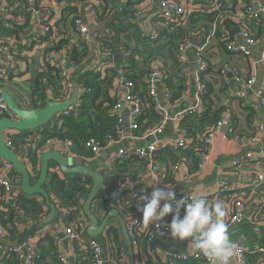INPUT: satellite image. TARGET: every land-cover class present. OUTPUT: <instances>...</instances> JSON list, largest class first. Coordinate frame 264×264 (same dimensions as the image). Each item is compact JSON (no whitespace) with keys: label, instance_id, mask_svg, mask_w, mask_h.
<instances>
[{"label":"trees","instance_id":"obj_1","mask_svg":"<svg viewBox=\"0 0 264 264\" xmlns=\"http://www.w3.org/2000/svg\"><path fill=\"white\" fill-rule=\"evenodd\" d=\"M7 1L12 3L14 0ZM80 1L85 6L88 4L86 2H92L93 0ZM202 3L203 6H198ZM206 3L207 0H194L191 2V13L187 19V24H184L181 18L171 17L168 20H164L161 16H155V21L162 25L161 42H156L151 40L149 35L146 34L144 26L133 17L136 6L146 4V0H126L125 3L123 2L124 11L117 14V22L114 19H110L112 16L110 1L100 0L101 9L97 10V17L106 20V22L109 21L108 27L111 31V37L99 36V42L103 49L109 48L115 55H123L122 61L116 62L114 58H105L102 60L105 65L113 64V66H108L104 72L100 73L94 68L88 69L86 67L75 74L74 79L78 83L80 95L79 102L73 106V111L68 115L61 116L60 119H53L34 131H19L9 134V147L17 153L20 152V158L27 155V161L34 168L39 162V150L44 148L48 142L54 140H71L73 153L82 159L91 160L93 153L85 146L86 140L97 138L105 142L109 137L118 138L120 125L117 117L118 111L114 109V105L117 103V94H119L117 85L122 77L133 82L134 88L131 96L140 99L143 104L142 116L137 121L134 133L138 136L146 134L159 124L162 116L157 107L158 101L154 96H151L147 87L146 77L151 73L153 65H159L163 73L169 76L163 82L164 86L170 90L169 103L172 106L182 104L185 101V96L188 94V87L191 83L188 71L180 72V62L175 56L178 45H181L189 38L190 30L200 34L201 31L210 30L214 27L216 42L217 44L218 42L221 43L218 46L225 47L226 42L234 39V29L239 26L236 20V13L238 10L249 6V3L228 6L225 0H220V5L210 10L205 8L204 5ZM85 7L81 8L78 5L65 7L62 12V20L67 19L69 16L73 25L77 14L83 16L86 14ZM29 23L30 16L25 14V17L19 23L16 22L13 28L6 30L4 35L13 41H22L21 34L28 28ZM54 42L58 43V38H51L49 44ZM83 42L85 46H83L80 53H77L74 44L69 42V56H65L63 58L64 61L58 63V65L51 66L45 62L41 64V67L38 68L31 78L30 92L27 94L25 91L24 93L27 97L25 102L26 104L28 103L27 106L29 108H43L51 98L61 99L62 96H68L72 92L71 84L69 80L68 82L66 81L67 74L64 71L69 65L75 66V70L76 66H82L84 63L83 57L88 53L89 45L87 42ZM46 51H49L48 47H46ZM165 57L170 59L171 62L166 63ZM204 59L208 62V67L199 72L200 79L205 85L204 90L201 92L204 106H202L201 110L197 108L196 112H186L178 125L183 132L190 134L192 137L191 143L185 149L174 150L172 147H164L154 153V161L166 169L164 183L167 186L174 185L176 182L174 174V166L176 164L188 165L189 174L191 177H196L199 172L200 153L206 150L203 136L210 132L223 114L226 113L225 111L228 110L227 107L221 104L222 99L219 94H215L214 84L216 80L213 79L215 74L213 70L215 69H212L205 56ZM121 69L123 70L122 72ZM217 74L216 77H218ZM6 84L7 81L0 80V88L9 89L11 87ZM6 115V113L0 112V118ZM233 115L232 122L235 127L236 122L234 121H236V118H233ZM112 164L117 173L108 170H102V172L108 193L115 196L125 195L127 192L121 186L122 176H135L145 172L149 167L148 161L136 156L127 160L117 158L113 160ZM14 171L18 175L15 180L19 179V182H16V189L6 190L0 186V224L6 230L7 238L10 241L21 242L34 236L38 226L42 224L49 214L50 207L45 203L43 196L25 194L20 189L21 177L19 175L21 174L17 170ZM91 185L92 179L86 176L62 177L58 172L49 174L44 188L48 191L56 208V219H53L50 223L55 224L58 230L62 232L68 227L81 228L79 220L89 224L83 204L90 192ZM245 194L248 195L247 198L240 199L244 203H250L257 196L264 199V183L258 184L256 189L251 188L245 191L237 189L236 191L223 193L220 195L219 201H222L225 210L232 214L235 209L236 198L239 199ZM110 202V199H106L101 194L98 197V201L94 202L93 209L96 211L99 207L100 214L103 213L104 215L111 209ZM142 203L140 197L136 200L128 198L126 204L120 207L125 220L135 216L142 221V212L138 210V206L142 205ZM96 213L98 215V212ZM183 213L184 209L182 208L181 216ZM173 215L174 213L168 214V218L172 219ZM257 219L256 223L264 221V214L258 216ZM30 221L33 222V225H28ZM249 225L251 224L249 223ZM227 227L232 228L230 226ZM87 229L83 236L85 238L98 239L103 244L107 254H120L122 251L129 254L128 245L121 228L111 225L104 234L100 235L102 237L101 240L98 236L89 235ZM148 230L130 232L128 229L134 257L144 261L143 264L148 261H151L152 264H164V262L161 263L160 260L155 256H151L148 252L151 243ZM248 230L253 232L250 240L246 239V235L243 233H241L243 237L240 234L237 235V232L230 235V238L233 237L231 240L238 242L239 240L236 239L242 238L241 243L245 245L257 244L264 246V234L253 229ZM71 245L75 246V256L77 255L76 257L82 261V264L85 263L82 260L83 255L81 253L85 255L86 252V255L90 257V260L88 258L87 260L85 259L86 264H93V255L89 244L83 243L80 239H75L71 242ZM37 246L40 249V254L34 259L35 264H67L59 259L58 246L55 245V241L49 235L41 237L37 241ZM17 257L14 254H10L9 258L5 260V264H19L20 260ZM249 259L251 263L264 264V254L261 252L250 253ZM172 263L168 258L166 264ZM184 264H197V260L191 259Z\"/></svg>","mask_w":264,"mask_h":264},{"label":"built area","instance_id":"obj_2","mask_svg":"<svg viewBox=\"0 0 264 264\" xmlns=\"http://www.w3.org/2000/svg\"><path fill=\"white\" fill-rule=\"evenodd\" d=\"M62 1H64V3L66 4L65 7L77 5L81 8L83 7L80 0ZM192 1L194 0H187L186 2H182L180 0H159L157 8L158 12H156V14L151 13L149 14V16H161L164 20H168L171 17H177L181 18L184 21V24H187V19L191 13ZM28 2V9H25L23 7V3L20 0H14L12 3L8 1V4L0 5V80H3L5 82L7 81L6 85H9V83L13 81V75L19 74V71H21L20 63L22 59L20 56H18L16 51V46L18 45L19 47V44L25 45L26 43L30 44L34 41L38 42L40 47L42 48L41 55L44 62L50 64L51 66L58 65L59 63L54 54H52L50 51H46V46L49 44L50 39L55 37V28L53 27L56 16V12L54 10L55 4L44 3L43 0H28ZM149 3L144 5H137L133 13L134 17L141 16L144 12H146L147 8L149 7ZM247 3H249V6L245 7L242 10H238V12L236 13V20L239 23V26L238 28H235V30H238L236 33L238 35L236 37L234 36L233 40L225 43L224 49L226 53L232 58L242 56L247 57L252 55V47L256 44V41L251 35L250 30L247 29L248 23L252 20H262L261 17L264 15V0H250L249 2L247 1ZM217 5H220V0H207V3L204 6L205 8L212 10L216 8ZM198 6H203V3L199 4ZM116 11L117 14L123 13V3L120 4L116 10H112V15L116 13ZM25 14L30 16V23L28 25V28L21 34L22 41H13L11 38H7L6 35H4V32L8 29L13 28V25L16 22L19 23L25 17ZM110 19H114L115 22H117V16H114ZM108 23L109 21L105 23L104 30L99 33L98 36L92 39L90 19L88 18L87 14H84V16L77 14V17L73 21L74 29L78 34H80L83 41L88 43L89 51L91 50V48L95 51V63H89L88 69L94 68L97 72L100 73L104 72L108 66H113V64L105 65V62H103L102 60L105 58L111 59L116 56L109 48L103 49L99 42V36L111 37V31L108 27ZM149 24L150 27L148 30H146V34L149 35L151 40L161 42L160 40L162 25L159 22L155 21V18H152L149 21ZM199 36L201 37L202 43L200 46H197L195 50H192V38ZM91 40L95 41V45L92 44ZM216 43L217 42L215 38L214 27L210 30H203L200 32V34L195 33L194 30H190L189 38L186 39L185 42H183L181 45H178L175 52V56L180 62L181 66L179 67L180 72L188 71L189 73L190 62H196L197 60V62L199 63V67L194 74L195 78H193V82L197 87L199 98L202 101L203 97L201 96V92L202 90H204L205 85L200 79L199 72L205 70L208 67V62L204 59V56L207 58L208 50H210ZM190 52L195 53V55H191L194 56V60H191V56L189 55ZM259 62L264 65V49ZM70 63L72 62L70 61ZM74 68L75 66L69 65V67L64 71V73L67 74L66 81L68 82L69 80V83L71 84L72 92L68 96H62L61 99L56 100H64L70 97L74 92L72 84L74 79L71 78V76L73 75L71 70ZM215 70L218 71L217 76L219 75L223 79H228L230 77L229 74H231V77L242 86L243 90L241 92L238 91L235 93V96L237 97H244L245 91L248 89H252L257 82L256 75L252 74L250 76H246L244 74V67L239 65V63L235 64L228 61V63L222 64L218 67V69ZM122 71L123 70L121 69V72ZM166 78H169V76L163 73L159 65L154 64L151 68V73L146 77V81L151 96H154L157 101L164 99L169 103V99L171 97L170 90L168 87H165L163 83ZM133 88V82L127 80L125 77H122L119 84L117 85V91L119 92V94H117V103L114 105V109L118 111L117 117L118 123L120 125L118 138L109 137L105 142H102L97 138H90L85 141V146L93 153V158L101 155V153H103L104 151H112L115 159L122 158L127 160L130 157L136 156L149 162V167L145 172H141L135 176L130 175L121 177V186L125 188L127 192L125 195H113L114 197L110 202V206L118 210H120V207L126 204L128 198H133L134 200H136L142 194L150 195L151 191L154 188H164L166 186L164 183V180L166 178V169L162 167L161 164H158L154 161V153L158 149L164 147H172L174 150L187 148L192 141V137L190 136V134L182 131V136H178L176 138H173L170 142H167L164 139L166 127L168 126V124H172L173 122H175V120L179 125L180 119L186 112H196L198 110L197 108H190L181 110L176 115H173L170 114V112H165L163 108H159L157 106L162 115L161 121L146 134L138 136L134 133V130L137 127V121L142 116L143 104L140 99L131 96ZM3 89L6 88L3 87ZM256 93L258 94V96H263L262 89L258 90ZM186 97L187 95L185 96V99ZM26 99L27 97L25 96V100ZM121 100L122 103L129 105V119L124 118V115L122 113V103H120ZM72 111H63L61 116L68 115ZM0 112L6 113L7 115L5 117H9L12 119L16 118V115L8 108L4 100H2L1 98ZM224 126L228 127L226 132L222 129V127ZM261 128H263V126H261ZM237 134H239L242 139L249 138L252 140H256L259 138V135H257L250 129L245 130L244 132H240L237 128H235L232 122V111L228 108V110H226V113L214 125L210 132L203 136L206 150L200 153L198 171H202L206 165V162H209L211 160L212 145L218 137L222 136L225 140H229L234 136L237 137ZM8 135V133H5L4 135L7 144H9ZM49 143L51 142H48L45 147H47ZM71 145V140H63L62 153L65 155H73L74 153L71 150ZM18 154L20 157V152ZM25 156L26 157H21L22 159H20L23 161H27V155ZM250 159L256 160L255 155L252 151H248L244 159L235 158L234 160H232V162H230V166H240L245 162V160ZM85 160L88 161L87 159ZM257 160L258 163L263 162V165L262 168L259 169L255 181L249 189H256L258 184L264 183V155H261L259 158H257ZM0 165V186L5 188L6 190H12L11 187L16 186L14 177L10 176V172L13 166L9 161L5 159L2 160ZM98 169L101 171H111V168L107 165L98 166ZM174 174L176 176V179L181 178L184 181H188L191 176L188 170L182 167L181 163L174 166ZM151 183L153 184L151 186H148ZM217 185L218 189L216 190V192L202 195L207 198L209 202L219 201V197L221 194L236 191L237 189H239L228 185L223 180H219L217 182ZM136 186H138L137 189H134ZM180 186L175 182L174 185L168 187H172V190L174 191ZM239 190L245 191L244 189ZM174 192L177 199H180L183 196L190 197L192 195H199L192 191L191 188H189L188 190H178ZM247 196L248 195L245 194L242 197H239V199L236 198V205L232 214L228 213L225 210V224L234 228L235 226L244 224V222H249L252 226L264 228V221H259L256 223V221H258L257 217L264 214V199L257 196L254 197L250 203H244L242 202V200H240L242 198H247ZM163 203L164 201L161 202V205ZM163 220L166 223H170L171 221V219L168 218V215L165 216ZM126 222L130 232H133L135 230L143 232L146 229H149L148 234L151 241L155 238H163L166 240L168 239L167 236H162L159 232H157L154 225L145 226L142 221H140L135 216L126 218ZM28 225H33V222H28ZM88 225L89 224H87L85 221L79 220V226L81 228L77 229L68 227L62 232L58 230L55 224L45 223L43 221L42 224L38 226L33 237L29 238L26 241L13 242L7 238V232L0 224V264H5V260L9 258L10 254L18 256L17 258L20 260L19 264H35L34 259L40 254V249L37 246V241L45 235H49L51 238H53V240L55 241V245L58 246L60 252L58 255L59 259L67 264L68 257L66 256L65 252L61 251L62 245L65 240H69V242L71 243L75 239H80L83 243L89 244L92 250L93 264H131L129 254H127L126 252L122 251L120 254L116 253L112 255L107 254L103 244L98 239L85 238L83 236V233L86 231V228H88ZM235 243L237 247L235 255L232 257L230 264H254L250 262L249 254L255 252H261L264 254V246L257 244L245 245L241 242ZM72 249L75 251V246H73ZM164 252L166 258H169L174 264H184L191 259H196L197 264H209L208 259L198 251L191 250L184 253L170 251Z\"/></svg>","mask_w":264,"mask_h":264},{"label":"crops","instance_id":"obj_3","mask_svg":"<svg viewBox=\"0 0 264 264\" xmlns=\"http://www.w3.org/2000/svg\"><path fill=\"white\" fill-rule=\"evenodd\" d=\"M112 5V10H116L120 4H122L125 0H109ZM151 1V2H150ZM182 2H186L187 0H180ZM249 2L250 0H225L226 4L228 6L232 5H238V4H244ZM44 3H54L55 4V21L53 27L55 28V37L58 38V43H50L46 47H48L49 51L56 56L59 63L63 62V58L65 56H69V47L68 43L71 42L74 44L75 49L77 53H80L83 49V46H85L82 37L80 34L77 33V31L74 29L70 17L68 16L67 19L62 20V12L66 4L62 0H43ZM150 2V3H149ZM158 2L159 0H146V4H148V7L146 12H144L141 16L134 17L136 21L144 25V28L146 30L149 29L150 24L149 21L154 18L150 17L149 14L153 13L156 14L158 12ZM87 5H83L82 8L85 7V13L88 15V18L90 19V29H91V37L92 39L99 35L104 30L106 20L101 19L97 17V10L101 9L100 6V0H93L92 2H86ZM8 4L7 0H0V5ZM110 5V7H111ZM114 16H117V11L114 13L111 18ZM149 16V17H148ZM66 17V16H65ZM148 17V18H147ZM262 20L256 21L252 20L249 21L248 27L250 30L251 35L256 41V44L252 47V55L247 57H237L232 58L230 57L223 46H218V44H214L210 50H208V56L207 59L212 67V69H216L219 66H221L224 63H228V61L232 63H239V65L243 66L245 71L244 74L246 76H250L252 74H255L257 77V82L255 86L252 89H248L245 91L244 97H237L235 96V93L238 91H242L243 88L236 80H234L231 76L228 79H223L218 75L219 83L214 84V90L215 94H221L219 95L222 99V105L231 109L233 118H236V126L240 132H244L245 130H252L257 135H259V138L256 140H252L249 138L242 139V137L237 134V137H232L229 140H225L222 136L218 137L214 144L212 145L211 149V160L209 162H206V165L204 169L197 173L196 177H191L188 181H184L181 178L176 179V184L180 185H187L191 188L192 191L199 195L208 194L216 192L218 189L217 182L219 180H223L228 185L232 187H236L239 189L248 190L250 186L254 183L256 175L258 174V171L260 168H262V163H258L257 158H259L261 155H264V65L259 62L261 59V55L264 49V15L261 17ZM234 36L236 37L238 34H236L234 29ZM200 37V36H199ZM198 38V45L200 46L202 41L201 37ZM92 44L95 45V41L91 40ZM243 42V41H242ZM193 48L192 50H195L197 46L192 42ZM73 46V47H74ZM42 48L40 47L38 42H31L30 44H19L16 46V51L18 56L21 57L22 61L20 63L21 71H19V74L13 75V81L9 83V86L19 85V83H29L31 84V78L32 76L37 72L38 68L41 67V64L44 63L43 57L41 55ZM195 55V53L190 52L191 55ZM95 51L92 49V51H88V53L83 57L84 63L82 66L80 65L75 70L72 69L71 72L73 73L72 78L74 79L75 74H77L82 69H85L88 67L89 63H95ZM231 59V60H230ZM166 63H170V59L166 58ZM165 62V61H164ZM199 63L197 62H190L189 66V79L191 85L188 87V94L185 99V101L177 106H172L168 102H166L164 99L158 100V107L163 108L165 112H170V114L176 115L179 111L190 109V108H202L203 101L200 100L197 87L194 85L193 78H195V71L198 69ZM194 69V70H191ZM18 73V72H17ZM17 80V81H16ZM75 81V79H74ZM262 89L263 96H258L256 93L258 90ZM9 92H11L14 96V90L9 88L7 89ZM122 103V100L120 101ZM27 104H25V107H28ZM128 104L122 103V113L124 115L125 119H129L130 117V109L128 107ZM250 110V111H249ZM226 112V111H225ZM251 113V114H249ZM225 114V113H224ZM223 114V115H224ZM251 115V116H250ZM263 126V128H261ZM14 133H17L15 131ZM178 136H182V130L179 128L178 123L173 122L172 124H168L166 127V131L164 134V139L167 142H170L173 138H176ZM35 149V148H34ZM46 150H58L61 153L62 151V140H54L51 143L47 145V147H44L39 150V153ZM248 151H252L255 155V159L245 160L244 163H242L240 166H230V162L234 160L235 158H245ZM104 151L101 153V155L97 157H92L91 160H88L90 164L95 169H98V166H104L110 164L115 158L113 156V152ZM39 155V157H40ZM71 156H77L76 154H73ZM3 158L0 157V163L2 162ZM28 162V161H27ZM39 163L34 168L31 166L30 162L29 169L31 170V173L33 175V179L36 180L38 177L39 172ZM182 167L184 169L189 170V166L186 164H182ZM15 172V173H14ZM53 172H58L60 176L64 177L67 176L64 173H62L58 166L54 164V162H51L50 164V171L49 174H52ZM117 173V172H116ZM10 176L14 177V180L16 177H18L16 171L11 170ZM21 177V175H19ZM21 181V178H20ZM19 182V179L16 181ZM138 186H136L134 189H137ZM113 197V195H110ZM107 199V198H106ZM113 199V198H112ZM110 198V200H112ZM100 200V199H99ZM98 201V200H97ZM112 208V207H111ZM99 207L96 209V212H98V216L100 217V220L103 218V213L100 214ZM103 215V216H102ZM102 216V217H101ZM249 222H244V224H240L238 226H246L247 228L242 229L243 234L246 235V229H250L252 225L248 224ZM113 225L114 227L121 228L120 223L117 218H111L108 222V228ZM235 226L234 228L238 227ZM232 228H228L230 230ZM122 230V229H121ZM258 231V230H257ZM238 232V231H237ZM260 232V231H258ZM241 235V234H240ZM101 240L102 237L98 236ZM125 237V236H124ZM240 237V236H239ZM243 237V235H241ZM240 237V238H241ZM169 239V238H168ZM242 239V238H241ZM66 241V243H65ZM62 245V252H65L66 256L68 257V264H82V261L75 256V252L73 251V245L69 242V240H65ZM127 242V241H126ZM128 245V244H127ZM189 249L188 251L192 250L191 243L188 244ZM129 251V250H128ZM86 252V250H84ZM148 252L151 256H155L153 252H151L150 247L148 249ZM136 253V251H135ZM156 253L158 257H156L158 260H160L161 263L164 262L166 264L167 258L165 256V252L160 248H156ZM83 255L84 263L86 264L85 259L87 258L90 260L89 255ZM130 254V253H129ZM81 256V255H80ZM130 262L132 263L131 256ZM144 261H141L140 258H135L134 263L135 264H143ZM146 264L151 263V261L145 262Z\"/></svg>","mask_w":264,"mask_h":264},{"label":"water","instance_id":"obj_4","mask_svg":"<svg viewBox=\"0 0 264 264\" xmlns=\"http://www.w3.org/2000/svg\"><path fill=\"white\" fill-rule=\"evenodd\" d=\"M23 3L25 9L29 8L28 0H20ZM238 30H235L237 33ZM195 46L199 41L197 37L192 38ZM116 62H121L123 55L119 54L114 57ZM191 60H194V56H191ZM229 76H232L229 74ZM74 92L72 95L64 100L50 99L46 106L43 108H29L22 106V104L14 97L7 89H0V98L4 100L8 108L16 115L15 119L9 117L0 118V157L9 161L14 170H17L21 174L20 189L27 195H41L44 197L45 203L50 207L49 214L45 218V223H50L53 219H56L55 204L51 201L48 191L44 188V184L47 181L50 171V164L54 162L59 170L65 175H82L92 179V185L87 198L84 201V211L88 217L89 225L87 232L91 236H100L108 229V222L111 217L118 219L122 232L128 244V250L131 256L132 263H134V251L128 233L127 222L123 217L120 210L111 208L106 212L103 218L97 215L93 209V204L98 200V197L104 195L107 199H112L108 193L107 185L103 172L99 169H95L90 162L77 156L65 155L58 150H46L40 155L39 172L36 180L33 179L29 164L27 161L20 159L19 154L13 151L5 140V133L13 134L15 131H34L41 126L51 122L53 119H60L62 112L66 110H73V106L79 102L80 90L78 83L73 81ZM72 108V110H71ZM222 129L226 132L228 127L224 126ZM108 152H106L107 154ZM16 186H12L14 190ZM190 187L187 185L180 186L174 191L188 190ZM247 228L246 226H238L228 230L229 236L237 231ZM250 229L258 230L264 234V228H258L252 226ZM66 243V241H65ZM189 242L184 241L182 243H176L171 239L155 238L151 241L149 247L151 252L158 257L156 248L160 247L163 251L170 252H187L189 249ZM159 258V257H158Z\"/></svg>","mask_w":264,"mask_h":264},{"label":"clouds","instance_id":"obj_5","mask_svg":"<svg viewBox=\"0 0 264 264\" xmlns=\"http://www.w3.org/2000/svg\"><path fill=\"white\" fill-rule=\"evenodd\" d=\"M140 200L143 203L138 210L145 226L154 225L157 232L176 243L187 240L192 250L202 253L209 264H230L237 245L228 234L222 201L209 202L202 195L177 199L172 187L167 185L154 188L150 195L142 194ZM170 213H174L170 223L164 222L163 218Z\"/></svg>","mask_w":264,"mask_h":264},{"label":"rangeland","instance_id":"obj_6","mask_svg":"<svg viewBox=\"0 0 264 264\" xmlns=\"http://www.w3.org/2000/svg\"><path fill=\"white\" fill-rule=\"evenodd\" d=\"M218 44H221V43L218 42ZM216 69H218V68H216ZM213 72L215 73V74H214V78H213V79L216 80L215 83H219V80H218V78L216 77L217 70H213ZM16 81H17V80H16ZM10 88L14 90V94H15L16 99H17V100H18L23 106H25L26 102H25V95H24V93H25V91H26L27 94L30 92L31 84H29V83H24V84H23V83H19V85H16V84H15L14 86H11ZM219 95H221V94H219ZM112 163H113V162H111V163L108 164L107 166H109V167L111 168V171H112V172L116 173V171H115V167L113 166ZM245 232H246V234L248 235V237H247L246 239L250 240V239L252 238L251 235L253 234V232H252L251 230H248V229H246ZM241 233H243L242 230L238 231V232H237V235H238V234H241ZM231 239H233V237H231ZM236 240H239L238 242H241V239H236Z\"/></svg>","mask_w":264,"mask_h":264}]
</instances>
